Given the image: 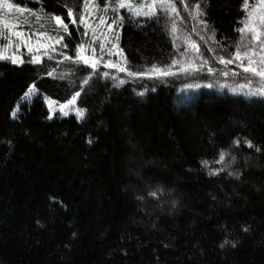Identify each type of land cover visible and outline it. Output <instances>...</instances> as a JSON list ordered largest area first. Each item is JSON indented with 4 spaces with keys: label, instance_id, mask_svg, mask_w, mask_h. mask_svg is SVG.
Masks as SVG:
<instances>
[{
    "label": "trees",
    "instance_id": "16d2710c",
    "mask_svg": "<svg viewBox=\"0 0 264 264\" xmlns=\"http://www.w3.org/2000/svg\"><path fill=\"white\" fill-rule=\"evenodd\" d=\"M8 2L32 10L6 18L40 63L23 46V64L0 60V264H264V96L241 88L259 78L238 61L219 63L253 43L238 31L243 0H173L176 13L157 3L148 17L116 0H91L90 16L84 0ZM78 43L95 70L75 58ZM188 62L199 70L178 71ZM76 92L82 119L50 118L43 97Z\"/></svg>",
    "mask_w": 264,
    "mask_h": 264
},
{
    "label": "snow or ice",
    "instance_id": "6c2138e0",
    "mask_svg": "<svg viewBox=\"0 0 264 264\" xmlns=\"http://www.w3.org/2000/svg\"><path fill=\"white\" fill-rule=\"evenodd\" d=\"M181 3L184 2V0H180ZM91 3V0H84L83 2V11L84 13H87L89 16L91 15V11L89 8V5ZM159 3L161 9L165 11H171L172 13H176V5L173 3V0H151L150 3L140 4L139 6L134 7L131 3V0H116L115 6L116 8H127L130 12H132L136 16H151L155 12V5ZM105 9L109 7L108 4H105ZM242 7L246 11V19L243 22V26L238 29V31L243 34L245 31H248L251 35V43L249 45V51H245L241 53L239 50V47L237 51L233 54V59H225L223 56L219 57V63L221 64H232L235 61L239 62V66L243 69L245 73H252L255 77L259 78V84L255 90H253L250 85L252 84L251 79L246 78V83L241 85V88H248L250 95H262L264 96V0H254L251 4L249 3V0H243ZM144 8H147V11H144ZM196 8L199 9V4L196 5ZM13 9H15L18 13H24V12H31V9H26L18 4L9 3L8 0H0V39L6 40V43L0 44V60H8L13 65H20L24 63V60L22 59L21 55H18L21 46L25 47L27 51L32 54L30 63L32 64H38L40 63V56L35 54L33 44L25 40L24 33L19 30L20 25L17 22H14L10 18H6L7 13H10ZM4 10H7L6 12ZM199 14V13H198ZM67 16L73 17V9L69 7L67 9ZM39 19V17H37ZM52 19L58 24L64 32L68 31V25L65 24L59 15H53ZM118 19H123V17H118ZM79 23L83 25V27L87 30L89 25L86 22V16L84 14H80L78 16ZM71 23L75 25L77 23V19L73 18L71 20ZM99 23L103 24L104 19L101 17L99 19ZM116 23V18L113 19L112 24H108V28H112V25ZM201 23H205L204 21H201ZM175 30V27L173 28ZM5 31L7 32V36L4 35ZM93 33H95V29H93ZM70 34V33H69ZM84 35H87V32L83 33ZM37 35L43 36L45 33H38ZM13 37L17 38L19 42H15ZM243 39V36L241 37ZM50 39L55 40L56 43H60V41L63 40V36L59 37H50ZM63 48H67V44L62 45ZM111 47H117V45H112ZM195 48V45H193ZM259 49V52L256 51V49ZM100 49L103 51L104 44H100ZM38 50V49H37ZM95 51V50H93ZM48 52H56V48L54 46L48 47ZM84 53V45L83 44H77L75 46V58L82 60L84 65L90 66L93 70L97 68V58L95 57H89L83 54ZM60 55H63L60 53ZM49 59H52V56L49 55ZM65 59L71 60L73 57L65 56ZM247 61L245 64L244 61ZM176 61H173V64H175ZM203 63H206L204 61ZM105 67H117L119 71L126 72L128 76L130 77H142L145 75H148L149 73L157 76H170L175 75L176 73L171 70V66L160 68L157 67V65L153 64L151 65V68L145 72V71H132L129 68L122 67L117 64L112 63H105ZM191 70H199V68L193 69L192 64L190 62L186 63L185 67H182L181 69H178V71H191ZM54 71V70H53ZM53 71L47 72L48 76L53 75ZM209 73L213 72V69L209 67L207 69ZM105 76L108 75V73H104ZM224 76H227L228 73L224 72ZM233 76H237L238 73L233 71ZM86 83V82H85ZM120 83H124L123 80L120 81ZM198 86V85H197ZM187 87H191V85H188ZM211 87V85H209ZM37 89L35 88V84L29 86V89L25 93V97H27L29 94L36 93ZM80 93L76 92L72 99L67 101V104H61L60 105V112L67 115L66 107L67 105H72L75 103V99L77 96H79ZM51 106V105H50ZM16 109H13V115L16 113ZM85 110L84 109H76L77 118H81L84 115ZM51 118V117H50ZM249 146L251 147V143L249 142ZM221 160L224 159V156L221 155ZM221 247H224V244L222 243L220 245Z\"/></svg>",
    "mask_w": 264,
    "mask_h": 264
},
{
    "label": "rangeland",
    "instance_id": "374dc122",
    "mask_svg": "<svg viewBox=\"0 0 264 264\" xmlns=\"http://www.w3.org/2000/svg\"><path fill=\"white\" fill-rule=\"evenodd\" d=\"M81 62L83 63L82 60H81ZM83 64H84V63H83ZM89 67H90V66H89ZM34 94H35V93L29 94L27 97H25V95H24L21 101L24 102V103L29 102V101L32 99V97H33ZM72 97H73V96H72ZM72 97H71L70 99H72ZM77 98H78V96L76 97V99H75V103H74V104H72V105H67V107H66L67 115H65V114H63V113L60 112V105H61V104H67V102H65V103H58V102L53 101V100H51V99H49V98H46V97H43V100H44V104H45V106H46V108H47V110H48L49 116H50L51 118H54V117H67V116H73V117H75L76 119L80 120V119H82L83 116H82L81 118H77L76 109H80V107H79L78 104H77ZM70 99H69V100H70ZM50 105H51V106H50ZM232 161H233V160H232ZM230 163H231V162H230ZM230 163H229V165H230Z\"/></svg>",
    "mask_w": 264,
    "mask_h": 264
}]
</instances>
